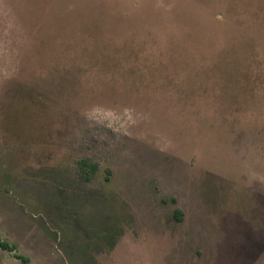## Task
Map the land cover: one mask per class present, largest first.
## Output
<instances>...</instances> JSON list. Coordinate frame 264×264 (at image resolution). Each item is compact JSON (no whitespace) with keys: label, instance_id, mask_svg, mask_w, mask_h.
I'll return each mask as SVG.
<instances>
[{"label":"rangeland","instance_id":"obj_1","mask_svg":"<svg viewBox=\"0 0 264 264\" xmlns=\"http://www.w3.org/2000/svg\"><path fill=\"white\" fill-rule=\"evenodd\" d=\"M0 237L264 264V0H0Z\"/></svg>","mask_w":264,"mask_h":264},{"label":"trees","instance_id":"obj_2","mask_svg":"<svg viewBox=\"0 0 264 264\" xmlns=\"http://www.w3.org/2000/svg\"><path fill=\"white\" fill-rule=\"evenodd\" d=\"M176 217L178 219H181V216H180V211L177 210L176 212ZM0 248L2 250H5V251H9V252H14L15 251V247L14 246H11L10 244H8L7 242H4L2 241V239L0 238ZM19 260H23L21 257H17ZM25 261V260H24Z\"/></svg>","mask_w":264,"mask_h":264},{"label":"crops","instance_id":"obj_3","mask_svg":"<svg viewBox=\"0 0 264 264\" xmlns=\"http://www.w3.org/2000/svg\"><path fill=\"white\" fill-rule=\"evenodd\" d=\"M1 238V237H0ZM3 241V240H2ZM28 261V260H27Z\"/></svg>","mask_w":264,"mask_h":264}]
</instances>
